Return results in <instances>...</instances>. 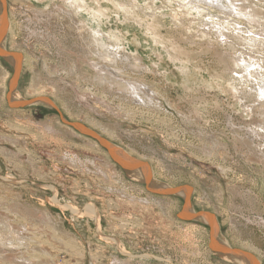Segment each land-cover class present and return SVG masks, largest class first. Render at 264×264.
<instances>
[{"label": "rangeland", "instance_id": "374dc122", "mask_svg": "<svg viewBox=\"0 0 264 264\" xmlns=\"http://www.w3.org/2000/svg\"><path fill=\"white\" fill-rule=\"evenodd\" d=\"M1 1L4 6L0 3V15L3 11L6 16L7 37L4 52L0 53V209L13 211L10 224L14 228L26 221L30 228L38 224L56 227L62 234L60 238L79 243L69 249L46 233L36 235L33 229L38 238L29 241L18 254L25 253L29 258L42 243L53 251L51 262L43 264H118L117 245L100 240L93 217L85 215L84 208L94 204L104 236L121 241L134 253L133 258H163V262L143 259L138 263L119 259L122 264H233L219 255H224L223 246L215 239L211 226L186 216L188 201L175 193L153 192L131 180L109 154L105 144L112 143L150 166L152 178L159 184L174 190L189 188V203L196 215L216 218L219 234L232 249L247 252L264 264V192L259 189L260 181H264V140L254 137L262 117L247 112L258 106L253 98L241 100L230 90L232 74L221 58L225 54L234 59L241 57L264 69V46L259 51L248 49L232 32L235 28L226 27L229 31L223 29L224 33L232 38L219 49L218 43L224 39H218L217 29L190 25L188 18L178 23L175 12H179V5L174 2L170 7L166 0L155 1L161 10L157 12L154 37L150 34L153 28L148 31L135 20H126L111 5L108 29L120 31L129 40L117 67L105 62L103 65L119 70L123 75L119 76L132 83L146 84L148 97L156 95L147 108L124 91L93 82L95 69L91 63L98 61L97 51L90 47L87 34H81L78 25L69 20L61 1ZM151 2L139 0L142 7ZM224 4L229 6L230 2L224 0ZM233 4L256 7L264 13V0H236ZM259 22L264 25V19ZM203 30L212 35L203 37ZM136 49L150 68L132 67ZM6 53L16 55L21 62L15 86L12 81L16 71L4 58ZM154 63L160 66L154 67ZM191 76L188 90L185 83ZM248 80L247 90L254 94L258 81ZM14 89L25 101L22 106L12 103ZM87 93L95 98L85 103L81 99ZM46 185L50 191L44 188ZM54 197L63 205L79 208L80 216H84L55 207L49 202ZM161 200L169 206H160ZM126 220L133 225L129 229L122 228L121 222ZM0 223L3 229H9V222L1 219ZM12 252L16 251L5 255L8 264H14L9 258ZM17 264L28 263L19 260Z\"/></svg>", "mask_w": 264, "mask_h": 264}, {"label": "bare ground", "instance_id": "6f19581e", "mask_svg": "<svg viewBox=\"0 0 264 264\" xmlns=\"http://www.w3.org/2000/svg\"><path fill=\"white\" fill-rule=\"evenodd\" d=\"M50 1V0H49ZM48 1V2H49ZM57 1H61L62 5L64 6V8L67 10V14L69 17V20L72 19L73 22H75V24L78 25V31H81L82 33L87 34V37L90 41V47L93 46L95 48V50L97 51V60L96 62L91 63L92 68L95 69V75L92 77V80L95 84H102V86L104 87H108L111 90H121L126 92L134 101H136V103H139L142 105H144V107L149 108V105L154 103V100L156 99V95L153 93L151 95V97L149 96L148 91H146L144 88L147 86L146 84L142 83H132L130 81H128L126 78L124 77H120L121 72L119 70H115L112 68L111 69H107L104 67L103 62L105 63H109L115 67H117L118 62L122 61V56H121V52L124 50L126 42L129 40H126L125 36L119 31V32H115V31H111V29H108V24H107V20H108V16H109V10H110V6L112 5V7L117 11L118 14H122L123 17L127 20H135L134 22L140 24V27H144L147 28L148 31L153 28L154 31H152L150 34H153L155 37V34L157 33V26L155 25L158 22H155L156 20L159 19V17L157 18V12L158 10H161L158 8L157 4H156V0H151L152 2L149 3L148 5H146V7H142L139 3V0H57ZM230 2V4H228L229 6L224 4V0H166V3L168 5H171L176 2L179 6L177 11L179 12H175V18L177 17L178 19V23L180 22H184V20H186V18H188V22L191 24H198V26H202V27H213L214 31H216L215 29H217V33L220 34V38L218 39H224L222 40V42L218 43V48L221 47L222 45H225L227 43H230L228 41H230V39L232 38V36H230L229 34H227L226 32L229 31V29H227L226 27H234L235 29H232V32H236L238 34V37L240 38V40H242L243 42L246 43V46L248 47V49L250 48L251 50H258V48L260 46H264V42H263V38L261 39V33H264V25H262L259 20L260 19H264V13L261 12L260 10H258L256 7H251V6H238V5H234L233 3H235L236 0H228ZM248 1V0H247ZM0 3L2 4V6H4L3 2L0 0ZM161 3V2H160ZM262 3V2H261ZM249 4V3H248ZM41 5V4H40ZM165 5V4H164ZM166 6V5H165ZM169 7V9H170ZM174 8V7H172ZM264 8V7H263ZM262 8V9H263ZM112 9V8H111ZM168 9V8H167ZM247 9H250L249 11H247ZM63 10V9H62ZM65 10V11H66ZM138 10V11H136ZM174 10V9H173ZM59 11V10H58ZM176 11V9H175ZM116 13V14H117ZM159 13V12H158ZM56 14V13H55ZM66 14V13H65ZM174 14V13H173ZM162 15V14H161ZM165 15V14H164ZM163 15V17H164ZM117 16V15H115ZM53 17V16H52ZM119 19V18H117ZM162 19V18H161ZM176 19V20H177ZM6 20V16L5 14L1 13L0 15V53L4 52V47H3V41H4V36H6L5 34V29H4V23ZM53 20V18H52ZM175 20V21H176ZM241 20L244 21V23L240 22ZM57 21V20H56ZM7 22V20H6ZM61 22V21H60ZM111 22V21H110ZM109 22V23H110ZM169 22V21H168ZM8 24V23H7ZM133 24V23H132ZM135 24V23H134ZM160 24V23H159ZM184 24V23H183ZM186 24V23H185ZM227 26H226V25ZM6 25V24H5ZM177 25V24H176ZM181 25V24H180ZM256 25V26H255ZM8 26V25H6ZM135 26V25H133ZM159 26V25H158ZM161 26V24H160ZM189 26V25H188ZM243 26V28H242ZM244 26H246V30L244 31ZM118 27V26H117ZM194 27V26H193ZM239 29H238V28ZM182 28V27H181ZM255 28H257V31L255 30ZM139 29V28H138ZM141 29V28H140ZM162 29V28H161ZM185 29V27H184ZM183 29V30H184ZM191 29V28H190ZM224 30H226V32L224 33ZM237 29L239 31H237ZM8 30V28H7ZM160 30V29H159ZM213 30V29H211ZM259 30V31H258ZM191 32V31H190ZM184 33V32H183ZM192 33V32H191ZM211 33V32H210ZM207 30H203V32L201 33L203 37H207V36H211L212 33L210 34ZM199 34V33H198ZM243 34H248V36L246 37H241L240 35ZM157 35V34H156ZM196 35V34H195ZM132 37V36H131ZM158 37V36H157ZM192 37V35H191ZM264 37V34H263ZM199 38V37H198ZM210 38V37H208ZM207 38V39H208ZM204 39V38H203ZM201 39V41L203 40ZM206 39V38H205ZM80 40V39H79ZM193 40V39H192ZM154 41V40H153ZM195 41V40H194ZM204 42V41H203ZM210 43V42H209ZM234 43V42H233ZM129 42H128V46H129ZM191 45V44H190ZM234 46V45H232ZM127 47V46H126ZM217 48V49H218ZM167 49V48H166ZM220 49V48H219ZM260 49V48H259ZM264 49V48H263ZM163 50V49H162ZM194 50V49H193ZM216 51V50H215ZM259 51V50H258ZM91 52V51H90ZM263 52V51H262ZM217 53V52H216ZM252 53V52H251ZM264 53V52H263ZM7 54V53H6ZM124 54V53H123ZM125 55V54H124ZM123 55V56H124ZM145 55V54H144ZM229 55V54H228ZM228 55L225 54L224 56L222 55L221 58L224 59V61L222 60V62H224V67H226L227 71L231 72V80L232 81V86L230 88V90L236 95L240 96V99H245V100H251V98L254 99L255 102L258 103V106H253L252 108H248L250 115L256 114L257 116H259L261 118V122L259 123L261 126L258 130L255 131V136L258 139L262 138L264 140V74L263 73V68L259 65V63H254L252 61H247L246 59H242L241 57H239V59H234L231 55H229V59L231 60L229 62L228 60ZM4 56V54H3ZM8 61L12 62V66H14L15 68V78L13 79V86H15L17 83V79L19 78V73L21 68V62L19 60V58L14 55V54H7L5 55ZM220 54H218V57L220 58ZM231 56V57H230ZM238 56V55H237ZM247 56V55H246ZM120 57V59H118ZM217 57V59H218ZM63 58V57H62ZM147 58V57H146ZM162 58V57H161ZM160 58V59H161ZM236 58V57H235ZM2 59V58H1ZM71 59V58H70ZM88 59V58H87ZM250 59V58H249ZM5 60V59H4ZM89 60V59H88ZM148 60V59H147ZM150 60V59H149ZM153 60V59H152ZM221 60V59H220ZM92 61V60H91ZM133 61L134 64L132 65V67L135 68H150L147 64H146V60L140 56L139 54V50L136 49V54L133 55ZM154 61V60H153ZM152 61V62H153ZM162 61V60H161ZM258 61V60H257ZM132 62V61H131ZM155 62V61H154ZM158 62V61H157ZM233 62V63H232ZM149 63V62H148ZM160 63V62H159ZM159 63H154V67H159L160 64ZM181 63V62H180ZM183 64V63H182ZM186 65V64H185ZM188 65V64H187ZM190 65V64H189ZM193 65V64H192ZM258 65V67H257ZM114 67V68H115ZM81 68V67H80ZM133 68V69H135ZM183 68V67H181ZM77 69V68H76ZM188 69V68H187ZM153 70V69H152ZM129 71V70H128ZM147 71V70H146ZM186 71V70H185ZM133 72V71H132ZM187 72V71H186ZM185 72V73H186ZM189 72V70H188ZM187 72V73H188ZM73 73V72H72ZM75 73V72H74ZM124 73V72H123ZM184 73V74H185ZM190 74V73H189ZM228 75H230L229 73H227ZM233 74H237L238 77H234ZM157 75V74H156ZM188 75V74H187ZM194 75V74H192ZM123 76V75H122ZM190 76V75H189ZM82 77V76H81ZM203 77V76H202ZM94 78V79H93ZM248 78H255L258 82H257V86L255 89V93L253 94L252 92H249L247 90L248 88ZM145 79V78H144ZM188 79V78H187ZM186 79V80H187ZM191 79L193 80V77L191 76L190 80L187 84L188 86L185 87V89H189V83H191ZM254 80V79H252ZM42 81V80H41ZM19 82V81H18ZM86 82V81H85ZM187 82V81H186ZM93 83V84H94ZM250 83V82H249ZM230 84V85H231ZM241 86V87H240ZM103 87V88H104ZM102 88V89H103ZM150 88V87H149ZM17 89V88H16ZM148 89V88H146ZM229 89V88H228ZM153 90V89H152ZM90 91V90H89ZM92 91V90H91ZM96 93V92H94ZM82 94V93H81ZM6 95V94H5ZM142 95V96H141ZM147 96V97H146ZM94 94H86L85 98H82L81 100L84 101L85 103L88 102L89 99L93 100ZM158 97V96H157ZM102 98V97H101ZM160 98V97H159ZM35 100V99H34ZM100 101V99H98ZM11 101V100H10ZM12 103L14 104V106H22L23 102H25L23 100V98L20 95V92H18L17 90L14 89L13 95H12ZM31 101V100H30ZM43 100H41L42 102ZM80 101V100H79ZM96 101V100H95ZM237 101V100H236ZM45 102V101H44ZM43 102V103H44ZM151 102V103H149ZM254 102V103H255ZM22 104V105H21ZM45 104L47 105H51L47 102H45ZM81 104V103H80ZM157 104V103H156ZM12 105V104H11ZM168 105V104H167ZM16 106V107H17ZM40 106V105H39ZM244 106V105H243ZM13 107V105H12ZM28 107V106H26ZM54 107V106H53ZM11 110V109H10ZM246 110V109H245ZM94 113V112H93ZM98 114V113H97ZM246 114V113H245ZM122 115V114H121ZM130 115V114H129ZM248 116V113H247ZM91 117V116H90ZM120 117V116H119ZM243 118V117H242ZM62 120V119H61ZM254 120V119H253ZM128 121V120H127ZM140 121V120H139ZM256 122V121H255ZM130 123V122H129ZM145 123V122H144ZM88 124V123H87ZM84 126V125H83ZM170 126V125H169ZM167 126V128L169 127ZM245 126V125H244ZM258 126V125H257ZM256 126V127H257ZM120 127V126H119ZM80 129H83L85 131H87L85 128L81 127ZM15 130V129H14ZM11 131V130H10ZM77 131V130H76ZM115 131V130H114ZM238 132V131H237ZM253 132V131H252ZM82 133V132H81ZM97 133V132H96ZM225 133V132H224ZM246 133V132H245ZM254 133V132H253ZM80 135V133H79ZM244 135V134H243ZM99 136V135H98ZM65 137V136H64ZM88 137V136H87ZM90 137V136H89ZM251 138V137H250ZM256 138V139H257ZM82 139V138H81ZM257 139V140H258ZM262 139L260 141H262ZM104 140V139H103ZM239 140V139H238ZM251 140V139H250ZM215 141V140H214ZM240 141V140H239ZM217 142V141H216ZM85 143V142H84ZM109 154L119 162V164L122 166V169H124L127 174L130 176L131 180L138 182V184H142V185H146V187L153 191V192H160L161 194H163V192L165 193H175L178 196H182L184 197V199H186L189 202V195L191 194V191L189 188H183V189H177L174 190L168 186L159 184V182H157L154 178H152L154 176H152L151 173V167L148 166L146 163H142L139 160H137L136 158H133L131 156V154L127 153V151H124V149L122 150L120 147L116 146L115 144L112 143H107L105 144ZM225 149V148H224ZM261 149V148H260ZM84 150V149H83ZM70 151V150H69ZM106 152V151H105ZM262 152V151H261ZM37 154V153H36ZM246 156V155H245ZM77 157V156H75ZM74 157V158H75ZM262 157H263V161H264V152L262 153ZM110 159V158H109ZM262 159V158H261ZM76 160V159H75ZM79 160V159H78ZM222 160V159H221ZM74 161V160H73ZM102 161V160H101ZM77 162V161H75ZM88 162V161H87ZM224 162V161H223ZM80 163V162H79ZM108 163V162H107ZM75 164V163H74ZM115 164V163H114ZM259 164V163H258ZM261 164V163H260ZM264 164V163H263ZM33 165V164H32ZM77 165V163H76ZM118 165V164H117ZM40 166V165H39ZM101 166V164H100ZM104 166V165H103ZM119 166V165H118ZM108 167V165H107ZM105 167V168H107ZM217 167V166H216ZM85 169V168H84ZM109 170V168H108ZM223 170V169H222ZM84 171V170H83ZM86 171V170H85ZM99 171V170H98ZM105 172V170H104ZM99 173V172H98ZM100 173L101 170H100ZM110 173V171H108V174ZM97 174V173H96ZM102 176V175H101ZM108 176V175H107ZM112 176V175H111ZM113 177V176H112ZM112 177H109V179H111ZM115 177V176H114ZM103 178V177H102ZM120 178V177H119ZM114 179V178H113ZM116 179V178H115ZM111 181V180H110ZM117 181V180H116ZM133 183V182H132ZM5 185V184H3ZM8 185V184H7ZM21 185V184H19ZM126 185V184H125ZM136 185V184H135ZM169 185V184H168ZM9 186H18L17 184H9ZM132 186V185H131ZM39 188H43L42 186H37ZM139 187V186H138ZM45 189H49L50 191V186H44ZM55 188V187H54ZM140 188V187H139ZM129 189V188H127ZM136 189V188H135ZM258 189V188H257ZM259 189L260 191L264 192V181H260L259 183ZM53 190V189H52ZM137 190V189H136ZM54 191V190H53ZM56 192V190H55ZM124 192V191H123ZM193 194V193H192ZM261 195V194H260ZM56 196V195H54ZM55 198V197H54ZM135 198V197H134ZM130 199V197H129ZM136 199V198H135ZM153 201V200H152ZM49 202L54 205L55 207H58L59 209L63 210H71L73 211L72 213H74L75 215L79 214V217H83L84 215L80 216V210H78L76 207H74L71 204H66L63 205L62 203H60L58 201V199H50ZM144 203L148 204V201H142ZM128 203V202H126ZM157 203V202H156ZM159 203V202H158ZM157 203V204H158ZM151 204V203H150ZM156 204V205H157ZM161 204V205H160ZM160 206L164 207L165 205L168 207L169 204H167L165 201L161 200L160 201ZM165 204V205H164ZM191 206V205H190ZM211 206V205H210ZM6 207V206H5ZM8 207V205H7ZM54 208V207H53ZM57 208V209H58ZM6 209V208H5ZM1 210V209H0ZM9 211V210H8ZM85 211V215L89 216L90 219L91 217H93V223L96 227V235L98 234V237L100 238V240L105 241L106 244L108 245H117V247H115V251L120 252V258L119 256H115V259L117 260L116 262H118V264H122L121 262H119V259L124 260L125 262H137L140 260L145 259L146 261H158V262H163V258L157 257V259L154 258H138L135 257L133 258V254L132 252H130L129 250H126L124 244H121V241H118V239H115L113 237H109V236H104L101 229H100V224H99V215H98V209L96 208V206L94 204H89L84 208ZM162 211V210H161ZM13 211H10V213ZM7 213L6 211H0V218L3 220H6L9 225V229L5 227V229H3L0 225V264H8L7 260V256H5L9 251H16L12 252L11 255L9 256L10 258V263H14L17 264V261L19 262L22 261L23 263H28V264H43V263H49L51 262L50 259V253L53 251H51L50 249L44 247L45 244L40 243L41 245H39L37 247V249H39L38 251L35 252H30L29 254V258L27 257V255L24 253L22 255H19L18 252L21 250V248H27L25 245H29V241L31 240H36V236L33 234V229H35V234L37 235L40 233H46L48 234L49 237L54 238L56 241L62 243V245L67 246L70 248H72L73 245H79V243H74L71 240H68L66 242V240H64V238H60L59 234L60 232L58 231V229L56 227H49V226H44L42 224H38L33 226L32 228H30V224H28V222L26 221V223L24 225H18L17 228H14V226L12 225V223L10 224L12 217L10 216L11 214ZM186 215L190 217L194 216L196 217L198 220H203V222H206L208 225L211 226L214 234H215V239L219 242L222 243V249H223V253L219 254L223 259L233 263V264H259V262L249 253L244 252L240 249H232L231 245L228 244V242L226 241V239H224L221 234H219L220 231H218V225H217V220L216 218L212 217H208L205 215H196V211L192 208V206L190 207L189 210L185 211ZM48 214V213H47ZM82 214V213H81ZM163 214V213H162ZM171 214V212H170ZM15 215V214H14ZM13 216V215H12ZM36 216V214H35ZM15 217V216H14ZM78 217V216H77ZM47 218L50 219L49 215H47ZM46 218V219H47ZM52 218V217H51ZM134 218V217H133ZM0 219V220H1ZM15 219V218H14ZM55 219V218H54ZM57 219V218H56ZM60 219V218H59ZM133 220V219H132ZM48 221V220H46ZM51 222V220H49ZM53 221V220H52ZM74 222V221H73ZM32 223V222H30ZM121 223H124L122 228L123 229H129V227L131 228L132 223L129 220L126 221H122ZM1 224V223H0ZM27 224V225H26ZM171 225V224H170ZM17 226V223H16ZM120 226V225H119ZM139 227V226H138ZM121 228V227H120ZM135 228V227H134ZM13 229H17V231H13ZM188 229V228H187ZM13 232H12V231ZM106 231V230H105ZM62 235V234H60ZM35 236V237H33ZM195 237V236H194ZM68 239H70L68 237ZM22 242V243H21ZM57 242V243H58ZM137 242V241H136ZM56 243V242H55ZM11 244V245H9ZM60 245V244H59ZM56 245V246H59ZM61 245V246H62ZM198 246V245H197ZM102 247V246H101ZM104 249H106V246H103ZM13 248L15 250H13ZM59 249V248H58ZM102 248L98 247L97 250L99 252H102L101 250ZM117 249V250H116ZM147 249V248H146ZM55 250V249H53ZM34 251V250H31ZM182 251V250H181ZM225 251V252H224ZM84 252V251H83ZM20 253V252H19ZM22 253V252H21ZM20 253V254H21ZM113 253V252H112ZM77 254V253H76ZM93 254V253H92ZM52 255V254H51ZM199 255V254H198ZM99 256V253L96 255ZM147 256V255H145ZM143 256V257H145ZM187 256V255H186ZM83 257V256H82ZM94 257V256H93ZM150 257V256H149ZM8 258V259H9ZM207 258V257H206ZM48 259V260H47ZM96 259V258H95ZM120 260V261H121ZM135 260V261H133ZM5 261V262H4ZM82 261V260H81ZM264 261V260H263ZM138 263V262H137ZM81 264H84V262H82ZM171 264V263H169Z\"/></svg>", "mask_w": 264, "mask_h": 264}, {"label": "crops", "instance_id": "0c3cea01", "mask_svg": "<svg viewBox=\"0 0 264 264\" xmlns=\"http://www.w3.org/2000/svg\"><path fill=\"white\" fill-rule=\"evenodd\" d=\"M190 207H191V206H190V203L188 202V203H187V206H186V211L189 210ZM186 216H187V215H186ZM234 249H235V248H234Z\"/></svg>", "mask_w": 264, "mask_h": 264}]
</instances>
